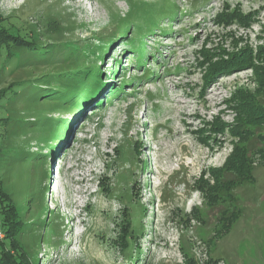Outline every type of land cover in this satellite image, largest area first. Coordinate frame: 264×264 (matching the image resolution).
Returning <instances> with one entry per match:
<instances>
[{
  "label": "rangeland",
  "instance_id": "obj_1",
  "mask_svg": "<svg viewBox=\"0 0 264 264\" xmlns=\"http://www.w3.org/2000/svg\"><path fill=\"white\" fill-rule=\"evenodd\" d=\"M0 16L37 46L0 57V91L14 83L0 101V189L25 223L29 264H198L199 241L212 260L264 264V126L246 143L253 179L231 199L211 205L196 184H214L241 142L230 105L257 93L264 0H0ZM52 18L61 32L46 31ZM239 58L249 64L207 84Z\"/></svg>",
  "mask_w": 264,
  "mask_h": 264
},
{
  "label": "trees",
  "instance_id": "obj_2",
  "mask_svg": "<svg viewBox=\"0 0 264 264\" xmlns=\"http://www.w3.org/2000/svg\"><path fill=\"white\" fill-rule=\"evenodd\" d=\"M225 16L230 17L229 13H225ZM4 20L5 18L0 16V57L4 51H7L8 56L11 55V51L13 49H20L22 56L28 54V52H33L36 50L37 46L34 39L29 40L22 36L9 33L8 30L2 26ZM46 31L48 33L61 32L62 26L58 23L57 20L52 18L46 25ZM261 51H263V49H261ZM46 53H48V51H46ZM261 58L264 60V55H262ZM73 62H75L74 65L79 62L81 63L83 62V57L80 56V58H76L75 60H73ZM248 64L249 63L245 58L232 60L226 65H223L222 61H220L215 65L216 69L213 71L211 70L209 75L207 76V84L215 82L218 77L222 76V74L229 73L234 69H240L247 66ZM255 71L256 79L258 81V87L256 90L257 93H251L246 90H239L237 92L238 94L234 96L236 97L239 95V100L235 99V102H238V104L236 103V105H230L231 107H237L238 119H236V121L237 125H239V128L235 130L234 134L237 137H240L239 141L241 142L234 144V150L232 151V154L228 157L227 161L222 167L218 169H211L214 184H211L204 178H201L202 180L200 179L196 183L200 188H202L203 191L207 193L211 205H216L220 201L225 200L224 197H222V195L220 194V192H222L223 190H225L228 199H231V192L237 185L243 184L245 182H248L250 179H253L252 172L254 166L252 165L246 143L249 141V138L254 135L255 128L264 126V103H262L260 100V95L264 94V65L260 67L256 66ZM89 72H93L91 67L89 69ZM95 75L99 80H102V73H99V71H95ZM13 84L0 91V101L5 99V95H7L9 89ZM41 95V98H43V100H47V98L50 99L53 96V94ZM35 98L39 99V97L34 96V99ZM228 102H231V100ZM69 127L71 129V126L66 127V134L64 136L59 137L55 142L47 143L49 145V157L46 159L47 163L54 162L56 158L58 160L61 158L59 152L62 150L64 145H66V141L71 131ZM215 130L216 132H221V134L225 131L224 128H216ZM262 130H258L257 133L259 132L258 134H260ZM66 136L67 138H65ZM242 142H244L245 144ZM1 153L2 151L0 144V154ZM224 171L234 173L235 177L225 179L223 173ZM48 172L50 173V171ZM221 197L223 198V200ZM229 213V216L223 215L220 219L222 229L219 231V234L227 233L237 217V214H235L236 212L233 213L232 211ZM224 214H226V211L224 212ZM129 215L131 214L129 213ZM135 217L136 216H132V219L135 220ZM24 225L25 223L22 221L21 213H19V210L15 205L13 199L10 198L9 195L5 196L0 189V264H29V256L26 255L19 239L24 231ZM135 235H137V231L133 226H131L130 221H128L126 223V228H123V234L120 237V239L123 241V246L129 249L130 244L135 239ZM187 259L191 262L190 264H196L191 257H188Z\"/></svg>",
  "mask_w": 264,
  "mask_h": 264
},
{
  "label": "built area",
  "instance_id": "obj_3",
  "mask_svg": "<svg viewBox=\"0 0 264 264\" xmlns=\"http://www.w3.org/2000/svg\"><path fill=\"white\" fill-rule=\"evenodd\" d=\"M202 244H203L202 241H199L197 244V247L199 248V250L197 251V255L198 256L201 255L199 257L198 264H226L224 260L221 259L212 260L211 258H209Z\"/></svg>",
  "mask_w": 264,
  "mask_h": 264
}]
</instances>
